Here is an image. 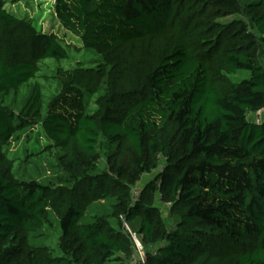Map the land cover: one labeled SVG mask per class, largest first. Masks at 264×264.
Listing matches in <instances>:
<instances>
[{"label": "trees", "instance_id": "16d2710c", "mask_svg": "<svg viewBox=\"0 0 264 264\" xmlns=\"http://www.w3.org/2000/svg\"><path fill=\"white\" fill-rule=\"evenodd\" d=\"M53 1L60 24L101 59L57 69L43 115L41 86L28 82L39 60L67 52L0 0V264H126L133 249L122 219L154 246L142 264H264V117L252 119L264 111V0ZM229 15L240 18L218 21ZM171 27L188 42L132 85L118 47ZM239 70L248 76L232 80ZM34 126L61 186L19 177L3 150ZM153 171L132 199L131 185ZM100 200L107 210L81 222ZM155 201L169 204L170 227ZM51 209L58 256L28 239L51 224Z\"/></svg>", "mask_w": 264, "mask_h": 264}, {"label": "rangeland", "instance_id": "374dc122", "mask_svg": "<svg viewBox=\"0 0 264 264\" xmlns=\"http://www.w3.org/2000/svg\"><path fill=\"white\" fill-rule=\"evenodd\" d=\"M53 0H5V9L18 18L28 16L32 19L34 25L38 30L48 33H54L59 42L65 48L67 56L64 58H44L38 61V71L35 76L30 79V82H38L41 86L42 92V114H45L47 104L50 98L58 91V80L55 76L57 69L71 70L76 66L94 67L101 59L100 54L92 49L85 48L80 38L63 27L54 15ZM240 18V16L229 15L218 18V21L227 23L232 19ZM184 32L181 34V28L167 29L161 34L154 37H146L139 40L131 41L126 44H121L116 50V55L122 57L129 62V79L132 85H136L141 74L149 68L161 55L166 53L170 47L178 42L186 41L188 38L184 37ZM190 39V38H189ZM248 76L247 70H239L230 77L234 81H239ZM101 88L100 84L97 87ZM28 91L27 84H24L16 97L20 100L26 96ZM13 96V94H10ZM89 110L95 109L94 102L88 105ZM264 117V111L260 112V118ZM255 121L258 115H252ZM47 139L44 137L41 127H27L19 130L16 135L11 137L7 144L3 147L8 158L14 161V171L19 177L34 178L43 183H55L61 186L62 182L60 176L62 172L57 170L53 165V153L50 154L48 149H45ZM101 168L104 167V161L100 163ZM155 171L144 174L140 180L131 186L132 199L137 197L138 191L153 179ZM156 206L160 215L165 220V224L170 227L169 219H167L168 205H162L161 202H156ZM107 201L100 200L95 202L89 208L90 217L85 215L81 218V222L91 221L93 210L104 212L107 210ZM51 224H47L39 232L29 234L28 239L35 245H46L52 249L54 255H61L58 246V239L60 235L59 217L55 209L50 210ZM123 221L124 231L128 232ZM128 226V224H127ZM129 227V226H128ZM131 229V227H129ZM131 237V236H130ZM132 254L126 259V264H135L139 258L151 250L153 245H146L141 240V246L138 248L137 244L132 239ZM229 258V257H228ZM230 262V261H228Z\"/></svg>", "mask_w": 264, "mask_h": 264}, {"label": "built area", "instance_id": "2783aa9c", "mask_svg": "<svg viewBox=\"0 0 264 264\" xmlns=\"http://www.w3.org/2000/svg\"><path fill=\"white\" fill-rule=\"evenodd\" d=\"M260 112L261 111H258V112H256L254 115H258V119L256 120L257 122L258 121H261V119H262V117L260 118ZM135 199V198H134ZM167 205H169V204H167ZM126 225V227H127V229H128V232H129V235L132 237V239L134 240V242L137 244V247L139 248L140 246H141V243H140V238H139V236L135 233V232H133L128 226H127V224H125ZM142 264V263H144V256H142L141 255V257L139 258V260H137L136 261V263L135 264Z\"/></svg>", "mask_w": 264, "mask_h": 264}]
</instances>
